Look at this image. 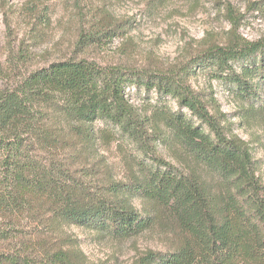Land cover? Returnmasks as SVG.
<instances>
[{"label": "trees", "instance_id": "obj_1", "mask_svg": "<svg viewBox=\"0 0 264 264\" xmlns=\"http://www.w3.org/2000/svg\"><path fill=\"white\" fill-rule=\"evenodd\" d=\"M230 19V38L171 70L104 66L81 56L128 33V22L108 12L86 21L72 57L41 67L31 69L23 39L18 49L9 43L6 67L0 64V78L8 81L0 89V248L8 250L0 252V264H89L77 239L65 237L71 227L114 241L160 228L165 250L149 251L135 264H264L259 162L216 101L202 99L191 84L207 74L235 87L238 99L251 104L245 112L264 115V102L255 104L264 39L240 38L239 18ZM128 87L155 92L159 100L142 113ZM98 122L104 130H96ZM118 135L136 152L121 145L124 182L99 153L101 143ZM172 145L216 183L167 161L161 148Z\"/></svg>", "mask_w": 264, "mask_h": 264}, {"label": "rangeland", "instance_id": "obj_2", "mask_svg": "<svg viewBox=\"0 0 264 264\" xmlns=\"http://www.w3.org/2000/svg\"><path fill=\"white\" fill-rule=\"evenodd\" d=\"M259 4L263 5L264 0H0V64L6 67L11 52L9 43L18 49L22 39L29 52L31 69L72 57L81 29L89 28L86 21L100 12H108L115 19L128 22V33L102 43L101 48L92 46L95 48L81 56L104 66L171 70L190 60L202 48L230 38L234 30L230 17L239 18L237 35L240 38L250 42L264 39V11L257 10ZM9 26L14 31L12 35H9ZM235 67L240 70L242 63ZM20 73L23 72L15 71L16 76ZM256 83L260 100L255 104L259 106L264 102V80L256 79ZM7 84L6 79L0 78V89L7 88ZM191 84L202 99L215 100L220 111L227 115L233 134L249 142L253 157L259 162V174L264 176L261 162L264 115L245 112L251 104L238 99L236 88L207 74L193 77ZM126 92L131 104L142 113L159 100L155 92L137 87H128ZM164 103L174 111L178 108L172 99ZM105 127L103 122L95 124L97 131ZM122 144L129 152L136 153L133 144L120 135L111 144L101 143L99 153L112 169L115 180L124 182ZM161 151L167 161L193 168L209 185L216 183L178 146L161 148ZM134 202L142 210L143 203L139 199ZM64 233L65 237L77 239V246L89 264H135L149 251L165 250L160 228L125 241L104 239L90 230L74 227L66 228ZM5 250L0 248V252L8 251Z\"/></svg>", "mask_w": 264, "mask_h": 264}]
</instances>
